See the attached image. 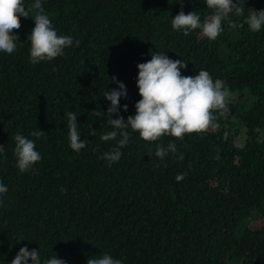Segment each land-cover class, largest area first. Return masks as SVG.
<instances>
[{
    "label": "trees",
    "instance_id": "16d2710c",
    "mask_svg": "<svg viewBox=\"0 0 264 264\" xmlns=\"http://www.w3.org/2000/svg\"><path fill=\"white\" fill-rule=\"evenodd\" d=\"M32 2L25 0L26 8ZM42 6L57 34L79 46L31 63L30 13L13 29L16 51H0V182L8 189L0 206V264H10L25 245L40 250L42 261L56 255L65 264H87L105 252L122 264H264V27L254 33L244 23L253 10H264V0H241L243 16L226 18L214 41L199 29L184 35L171 27L181 10L209 19L205 0ZM233 22L243 26L233 29ZM157 52L185 62L182 76L203 69L221 80L231 93L228 111L216 113L218 128L183 139L146 142L132 133L109 166L101 157L116 141L100 137L112 128L106 114L92 111H107L103 94L117 87L114 76L127 90L119 115H135L136 66ZM68 112L76 113L80 139L88 141L80 152L69 146ZM39 130V138L31 135ZM17 133L32 139L42 157L26 173L16 167ZM169 141L177 151L157 158V144Z\"/></svg>",
    "mask_w": 264,
    "mask_h": 264
},
{
    "label": "clouds",
    "instance_id": "9594fccd",
    "mask_svg": "<svg viewBox=\"0 0 264 264\" xmlns=\"http://www.w3.org/2000/svg\"><path fill=\"white\" fill-rule=\"evenodd\" d=\"M245 4V0H243ZM208 9L212 10L209 19L201 22L200 15L196 11L187 14L183 10L172 17L171 27L174 31L188 35L199 29L200 35L209 41H214L223 32L222 22L230 15L241 17L244 7L241 0H205ZM43 0H33L26 8L25 0H0V51L12 54L17 49L19 36L13 33V29L21 27L20 17L28 18L30 13L34 20V27L27 37L30 41V60L33 64L42 61H52L65 54V49L73 45L79 46V41H74L71 36L58 35L53 27L48 14L43 8ZM250 31L258 33L264 27V10H253L245 19ZM242 24L231 23L233 29L242 27ZM138 75L136 86L141 97L135 103V115H129L125 120L119 115L121 98H127V90L123 82L116 77H111V83L116 88L105 90L103 97L110 102L106 112L92 111L93 117L101 118L102 114L108 117V123L112 130L100 137L102 141H116L111 151H106L102 159L111 164L120 160L123 153L121 149L126 147L132 133H138L146 142H156L163 137H175L183 139L186 133H204L210 128H218L216 113L223 115L228 111V98L231 93L225 88L224 83L216 79L213 81L210 73L201 69L194 76H182L181 69L187 64L180 59L172 60L164 53H154L151 59L145 63L137 64ZM123 111H127V105H123ZM67 135L70 148L80 152L88 143L81 140V132L78 130L75 112L67 114ZM116 115V119L111 116ZM44 132L33 131L32 136L39 138ZM88 135H95L91 128ZM229 135L225 131L223 138L227 140ZM14 155L16 167L21 173L33 169L34 165L42 159L36 150L32 139L17 133L14 136ZM177 151L175 143L169 141L167 147L157 144L155 156L161 160L169 152ZM5 148L0 144V156H4ZM183 158L182 155L180 157ZM184 174H178L176 179L180 181ZM8 189L0 182V206H3V196ZM63 191H66L63 190ZM65 264L64 260L55 256L41 260L40 250L31 249L25 245L21 247L10 264ZM87 264H122L119 259L113 258L107 252L99 258L90 257Z\"/></svg>",
    "mask_w": 264,
    "mask_h": 264
}]
</instances>
